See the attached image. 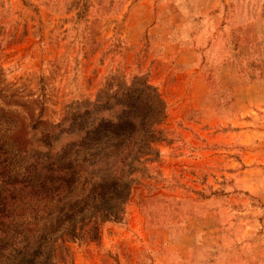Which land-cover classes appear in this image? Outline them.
<instances>
[{
	"label": "rangeland",
	"instance_id": "rangeland-1",
	"mask_svg": "<svg viewBox=\"0 0 264 264\" xmlns=\"http://www.w3.org/2000/svg\"><path fill=\"white\" fill-rule=\"evenodd\" d=\"M161 1L0 0L5 175L48 154L74 181L63 204L94 206L69 211L50 264H264V0H241L257 35L214 67L218 40L205 93L194 47L169 40L193 15ZM207 6L198 24L218 35L231 5Z\"/></svg>",
	"mask_w": 264,
	"mask_h": 264
},
{
	"label": "trees",
	"instance_id": "trees-1",
	"mask_svg": "<svg viewBox=\"0 0 264 264\" xmlns=\"http://www.w3.org/2000/svg\"><path fill=\"white\" fill-rule=\"evenodd\" d=\"M102 144L116 154L123 140L109 139ZM5 150L4 143L0 142V158L6 155ZM41 157L24 167L23 173H15L10 178L5 175L6 158L0 160V172L5 175L3 188H0V264H50L54 259L55 238L73 222L72 216L67 215L69 211L79 207L94 209L89 199L84 200L81 206L75 203L64 205L63 198L74 181L65 179V165L61 159H50L48 154ZM125 161L123 159L121 163L127 168L121 171L123 179L131 164V160ZM117 181L121 182L122 179ZM111 187L119 189L120 184L114 183ZM98 209L102 211L103 208ZM38 210L45 213L37 215Z\"/></svg>",
	"mask_w": 264,
	"mask_h": 264
},
{
	"label": "crops",
	"instance_id": "crops-1",
	"mask_svg": "<svg viewBox=\"0 0 264 264\" xmlns=\"http://www.w3.org/2000/svg\"><path fill=\"white\" fill-rule=\"evenodd\" d=\"M161 1V0H159ZM220 1V0H219ZM161 2H166L167 6L169 4H172V9H177L181 13H191L193 16H183L182 22L187 21L188 19L193 22V24H179L178 25V31L177 35L169 38L170 42H172V46L178 48V52L181 51L184 46H193L195 49L193 53V61L195 68H197V71H195V75L193 76L194 82L199 84L201 86V93L206 92V86H207V72L210 68V61H211V49L215 44L218 42H222V47L218 52V56H215V59H219L217 63L214 64L215 66L227 64V63H233L230 61L232 58L227 56V54H224V51L222 50L223 44L228 43L229 40L236 38L237 36H243V34L249 33V35H254L256 37V24H252L250 22H245L242 18L243 15L247 14L246 10H241V0H222L224 4L230 3L231 8L228 10L225 19L224 24L222 27V31L220 34L212 33V29L215 27L217 28V24H211L209 26V30L206 31L208 24H198L201 23L198 17L201 16V13H209L214 12V7H208L207 3L208 0H162ZM246 4V3H245ZM235 7V8H234ZM212 14V13H211ZM240 16L237 18L236 22L231 20V15ZM187 28L188 32L183 33V30ZM174 37V39H173ZM176 37V38H175ZM188 38V39H185ZM169 43L168 38H165V41L161 42L159 45L160 48V54L161 56L157 59L161 61V63L169 64L175 57L176 54H170L169 48L167 44ZM203 51L202 56L200 55L201 50ZM203 57V61L201 60ZM157 60V61H158ZM202 63V65H200ZM197 66V67H196ZM213 67V65H212ZM194 72V70H193ZM193 84V83H192Z\"/></svg>",
	"mask_w": 264,
	"mask_h": 264
}]
</instances>
